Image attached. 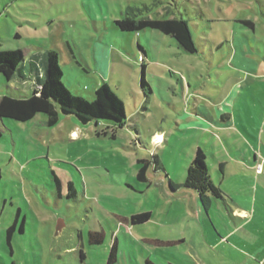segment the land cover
Returning <instances> with one entry per match:
<instances>
[{"label":"rangeland","instance_id":"obj_1","mask_svg":"<svg viewBox=\"0 0 264 264\" xmlns=\"http://www.w3.org/2000/svg\"><path fill=\"white\" fill-rule=\"evenodd\" d=\"M130 5L148 6L152 18H185L198 52L184 51L155 29L120 30L115 20ZM246 19L255 25L249 38L243 32ZM0 38V49H21L27 58L56 49L63 82L73 94L92 100L96 87L106 81L127 113L122 126L104 120L78 126L67 117L49 128L42 124L43 114L33 122L7 118L0 124V197H8L3 218L16 211L11 195L23 210L29 200L38 216L26 210L27 234L15 245L17 252H26L22 264H107L112 233L125 222L130 241L121 250L134 252L138 263L133 259L132 264H146L147 257L168 264L178 262L173 254L193 255L195 235L207 232L202 224L207 216L202 203L199 219L187 206L192 192L181 188L185 168L198 146L214 164L207 143L217 141L218 154H228L219 132L229 127L212 120L220 105L249 113L253 95L264 102V0H0ZM234 40L246 41L251 69L236 67L242 57L233 59L228 41ZM143 70L150 90L141 86ZM234 75L241 80L230 81ZM74 129L79 132L72 138ZM138 159L149 161V187L137 179ZM212 172L218 183L216 169ZM171 181L180 188L174 195ZM221 210L232 221L224 205ZM143 212H151V219L133 225L131 216ZM38 222L39 241L34 235ZM95 231L104 233L101 243L90 242ZM184 238L186 243H167ZM0 252L11 264L13 258L1 244Z\"/></svg>","mask_w":264,"mask_h":264},{"label":"crops","instance_id":"obj_2","mask_svg":"<svg viewBox=\"0 0 264 264\" xmlns=\"http://www.w3.org/2000/svg\"><path fill=\"white\" fill-rule=\"evenodd\" d=\"M251 30L255 31L254 24L253 27H250L249 25H246L244 27L243 32L245 33L247 38H249V33L252 32ZM17 38H20L19 34L17 35ZM228 43L231 48V53L234 54V61L236 55H240V57H242L240 63L238 62L236 64V67L251 69L253 67L252 64H254V61L247 57L245 48L246 41L237 42L234 40L233 42L228 41ZM142 47L143 46H140L145 56H147L146 50ZM48 49L54 48L48 47L46 50ZM44 52H33L29 58L25 56L24 71L26 72L27 76H29L30 70L34 68V65H36L35 62L42 57ZM231 80L235 82L240 81L241 77L234 75L230 78V81ZM0 84V98L6 93L7 86L11 87V89H13V91L17 94L22 95L32 93L34 89L33 83L30 80H26L23 82L22 80L15 79L9 82L5 79V82H1ZM252 98L254 103L247 106V110L249 111V113L243 107L236 109L235 106L226 107L220 105L215 113V116L211 115L212 120L215 124L221 127H229L228 130H220L219 132V136L223 140V144L228 151L227 155L218 154V152L215 150L219 146V143L217 141L213 143H207V145L212 147L213 149L211 154L214 160V164L216 163L215 166L207 159L209 171L213 182L223 191V197H212L211 207L209 210H206L203 207L207 219L205 218L202 224L207 227V232L206 230H204V233L198 232L197 235H195V239L193 240V255L183 254L185 256L184 257L180 254H173L174 259H176L178 262L170 261L168 264H264V171L262 173H257L255 169L257 163L264 162V102L262 101V99L255 95H253ZM39 116L42 115L39 114L32 120L27 122H33L35 119L39 118ZM45 116L46 115H44V117ZM67 117H71L72 119H74L78 126L88 125L81 123L75 115H65L62 113L60 114V121L56 126L49 127L47 125V116L45 117V120L42 122V124L49 128H55L60 125V123ZM5 119L7 118H0V124H4ZM195 122L198 123V121ZM108 126H110V124H107V127ZM200 130L203 129L200 128ZM237 130L241 131L242 134H240ZM203 131L204 134L209 133L207 129ZM77 132H79L77 129L72 130L71 137L72 133H76L78 135ZM1 134L2 132L0 131V137ZM200 136L201 135H197L195 137ZM243 144L247 146L246 149L243 147ZM198 147L203 148L202 146ZM198 147L194 149V155ZM203 149L205 152L207 151L205 148ZM189 165L185 168L186 172ZM214 169H216L218 173V183L215 181L214 174L212 172ZM0 172L3 176L1 169ZM186 172L183 178V182L185 181ZM12 174L14 178L21 183L22 186V179L20 178V176L15 172H12ZM181 188H185L189 193L192 192L191 198L189 197V199H191V203L188 202L187 206L194 209L199 219L200 211L198 209L201 208L199 207V204L202 202L198 192L195 189L185 186H182ZM23 189L24 188L21 187L20 191L23 199L25 200L26 196L23 192ZM170 189L174 195L175 192H178L180 188L172 189L170 187ZM10 199L11 206L13 207L14 205H16V211H11L10 214H8L9 216L3 218V212L8 205V197L5 194L0 197V244L3 248L5 247L6 251L9 252L12 256L13 259L11 264H22L23 259L26 260L27 258L26 252H17V250H15V245L22 236H25L27 234L26 226L28 212L32 211L35 218H38V216L34 212L29 200H25L27 206L26 210H28L27 212L26 210H23L19 202L16 203L13 201V195H11ZM221 205H224L232 221H230L222 212ZM216 208L219 211L218 213L215 212ZM18 211H20V216L16 218ZM211 213L215 215L216 219H214L218 221L219 224H217L220 227H217L215 220H213L210 215ZM16 219L17 225L20 224L22 219L24 220V230L19 231L17 229L14 232L12 236V246L11 249H9L6 242L7 229L11 224H13ZM127 223L125 222L126 226L121 225L120 232H117L119 231L118 228V230L116 229L112 233L113 241L114 239L117 240L116 264H132L133 259H135V262L138 263L134 252H130V250H128L127 252H122L121 250V247L126 246L123 242L129 244L130 241V228ZM40 224L41 222H38L37 230L34 234L38 236V241ZM178 242L186 243L187 240L186 238L174 241L169 240L167 243L176 244ZM121 254L123 261H121L120 259ZM17 257L19 258V261H16ZM84 258H86L85 254ZM147 260H151L153 263H155L151 257H147L145 263ZM0 264H10L7 258L1 252Z\"/></svg>","mask_w":264,"mask_h":264},{"label":"trees","instance_id":"obj_3","mask_svg":"<svg viewBox=\"0 0 264 264\" xmlns=\"http://www.w3.org/2000/svg\"><path fill=\"white\" fill-rule=\"evenodd\" d=\"M150 8L148 6L130 5L123 12V17L115 20V25L124 32H140L148 28L161 31L175 39L178 45L188 53H197L198 47L194 40L190 24L183 17H156L148 15ZM242 23L253 27V22L249 19L242 20ZM59 53L55 49H48L41 58L37 60L34 68L30 70L29 76L26 75L25 54L21 49H0V75L7 81L15 79L30 80L34 89L27 95L17 94L7 86L6 93L0 98V118H10L19 122L32 120L39 114L47 116V125L56 126L60 121V114L75 115L83 124L91 122L110 121L113 125L122 126L126 119V107L124 101L112 90L105 81L98 85L94 98L87 100L83 96L73 94L63 82V70L59 64ZM145 66H143L144 68ZM144 70L141 76V86H150L144 77ZM109 124V123H108ZM110 126H108L109 128ZM107 134V131H103ZM100 134V133H99ZM115 136V135H113ZM155 162L161 167L160 160L155 156ZM139 170L137 179L146 182L147 187L151 186L148 178L149 161L147 159H138ZM2 174L0 172V184ZM57 184H60L58 177H55ZM72 182L69 187L76 193ZM182 186L195 189L201 199L202 205L206 210L211 207V198H222L223 191L213 182L207 155L203 148L198 147L195 151L194 158L190 163L185 181ZM171 187L176 188L171 181ZM20 211L17 212V217ZM151 212H143L131 216L133 225L144 223L151 219ZM24 230V220L17 225V219L7 229V245L9 249L12 246V236L16 230ZM91 243H101L104 233L100 231L90 232ZM84 258V254H82ZM117 263V240L114 239L107 264ZM146 264H155L147 260Z\"/></svg>","mask_w":264,"mask_h":264},{"label":"built area","instance_id":"obj_4","mask_svg":"<svg viewBox=\"0 0 264 264\" xmlns=\"http://www.w3.org/2000/svg\"><path fill=\"white\" fill-rule=\"evenodd\" d=\"M255 169L257 173H262L264 171V162L257 163Z\"/></svg>","mask_w":264,"mask_h":264},{"label":"water","instance_id":"obj_5","mask_svg":"<svg viewBox=\"0 0 264 264\" xmlns=\"http://www.w3.org/2000/svg\"><path fill=\"white\" fill-rule=\"evenodd\" d=\"M62 228H63V224L60 223V224L58 225V227H57V231H56V234H57V235H58L59 232L62 230Z\"/></svg>","mask_w":264,"mask_h":264}]
</instances>
